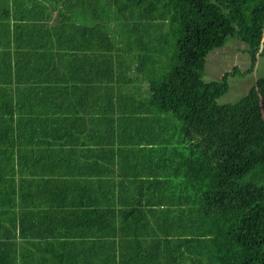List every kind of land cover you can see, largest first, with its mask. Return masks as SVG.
<instances>
[{
    "label": "trees",
    "instance_id": "obj_1",
    "mask_svg": "<svg viewBox=\"0 0 264 264\" xmlns=\"http://www.w3.org/2000/svg\"><path fill=\"white\" fill-rule=\"evenodd\" d=\"M50 4L0 0V116L5 110L13 117L15 98L30 101L31 95L39 99L32 106L34 120L45 122L51 111L46 104L55 106L54 82L65 89L78 74L92 93L91 105L98 104L95 112H110L122 104L118 110L125 118L143 121L142 128L133 126L139 147L156 151L151 121L163 114L173 117L181 127L170 136L175 143L192 142L197 148H192L194 159L204 155L203 167L188 184L193 196L172 200L179 207L169 211L166 233L161 232L156 242L168 244L176 256L171 264H264V77L231 106L217 104L228 92V74L219 83H205L202 78L209 55L230 38L246 47L252 64L264 56L259 52L264 0H52ZM132 70L148 79L138 91L130 89ZM7 136L0 127V235L26 242L27 264H46L36 256L38 242L46 226L57 221L46 212L69 206L66 197H57L66 195V185L52 183L51 193L32 194L39 200L35 201L29 195L35 183L22 185L15 178L25 170L18 166L19 160L30 156L16 150ZM152 161L156 163V158ZM142 164L146 166L144 160ZM27 170L34 173L33 168ZM77 213L70 208L69 216ZM17 235L24 238H14ZM144 239L136 229L132 241ZM7 248L0 247V264H14ZM159 254L135 264H168L167 253L160 262ZM111 256L107 252L103 263L126 264ZM77 262L88 264V258Z\"/></svg>",
    "mask_w": 264,
    "mask_h": 264
},
{
    "label": "crops",
    "instance_id": "obj_2",
    "mask_svg": "<svg viewBox=\"0 0 264 264\" xmlns=\"http://www.w3.org/2000/svg\"><path fill=\"white\" fill-rule=\"evenodd\" d=\"M211 60L210 57L206 64L208 74L212 72ZM75 75L76 80L65 89L54 82L56 87L51 97L55 106L46 104L51 111L47 112L50 119L45 122L34 120L32 106L38 104L39 99L31 95L28 96L30 101L15 98L18 107L13 117L5 110L1 111L0 127L6 129L8 141L12 139L16 150H25L26 157L30 156L29 160L25 158L19 163L18 166L25 170L15 177L22 185L24 182L35 183L29 195L39 197L41 192L51 193L54 190L52 183L66 185V195L57 197H66L69 206L67 210L46 212L54 215L57 221L46 226L38 242L40 253L36 256L46 264H61L58 252L59 248H64L69 254L62 264H78L77 260L83 257L88 258V264H102L100 257L104 259L107 252L117 263L122 259L126 264H135L142 262L143 257L159 253L158 262L165 261L163 253H167L168 264L173 263L176 256L169 252L167 243L156 242L157 237L166 233L170 212L179 207L180 203L172 200L193 196L194 192L188 191V184L197 179L196 169L203 167V155L194 159V145L188 139L184 144H181L182 140L175 143L176 138L170 135L171 138L165 140L153 138L157 142L156 151L139 147L140 137L134 133L133 126L141 124L142 128L143 121L125 118L118 110L123 108L122 104H116L115 110L110 112H95L98 104L91 105V91L83 85L80 76ZM159 119V116L153 117L151 121L156 132L162 129L155 124ZM111 130L114 131L112 135L109 134ZM118 143L122 147L118 148ZM183 148L186 153H173ZM153 157L156 163L152 161ZM28 168H33L34 173ZM98 176L101 177L99 185ZM45 185L44 189H39ZM166 200L168 205H157ZM69 207L77 210V217L69 216ZM136 229L144 234L145 239L141 242L132 241ZM14 238L24 237L17 235ZM11 239L9 235H0V247H8V258L14 264H27L23 248L26 242ZM93 247L100 255L88 249Z\"/></svg>",
    "mask_w": 264,
    "mask_h": 264
},
{
    "label": "rangeland",
    "instance_id": "obj_3",
    "mask_svg": "<svg viewBox=\"0 0 264 264\" xmlns=\"http://www.w3.org/2000/svg\"><path fill=\"white\" fill-rule=\"evenodd\" d=\"M37 1L39 5H50L51 2V0ZM118 2H122V0H118ZM245 49L246 47L238 40L230 38L223 48L214 51L215 53L213 55L210 54L207 59L208 62L210 57L213 58V60L209 62V67L212 72L208 74L206 71V66L203 71V81L205 83H219L222 81L224 74H228V92L217 100V104L221 106H231L239 102V100L246 96L249 90L255 85L256 80L264 77V56H257L255 63L252 64L250 55L246 53ZM259 52H264V35L261 41V48ZM132 71L135 76L131 82L130 89L132 91H138L142 82H148V79L144 75L143 78H141L140 76L136 75L135 70ZM128 78L130 77H125L124 80H127ZM141 88L147 89L146 87ZM117 99L118 96H116L115 100ZM159 117V121L157 123L155 122V124L157 126H161L162 129L155 132L153 137L156 140L170 139L171 137L169 135H175L180 129L181 123L171 116L159 115ZM191 145L194 144L191 142ZM192 148L197 149L195 146ZM93 158L101 159L97 156H93ZM19 161L24 162L25 160L21 159ZM88 249L93 254L97 256L100 255L97 248L93 247ZM68 254L69 252L64 248H59L58 259L61 264L63 260L66 259ZM100 260L103 264L101 257Z\"/></svg>",
    "mask_w": 264,
    "mask_h": 264
},
{
    "label": "clouds",
    "instance_id": "obj_4",
    "mask_svg": "<svg viewBox=\"0 0 264 264\" xmlns=\"http://www.w3.org/2000/svg\"><path fill=\"white\" fill-rule=\"evenodd\" d=\"M207 83H209V82H207Z\"/></svg>",
    "mask_w": 264,
    "mask_h": 264
}]
</instances>
